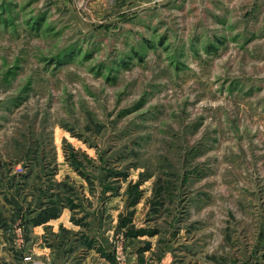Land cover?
<instances>
[{"label": "rangeland", "instance_id": "rangeland-1", "mask_svg": "<svg viewBox=\"0 0 264 264\" xmlns=\"http://www.w3.org/2000/svg\"><path fill=\"white\" fill-rule=\"evenodd\" d=\"M11 224L114 260L264 264V0H0Z\"/></svg>", "mask_w": 264, "mask_h": 264}, {"label": "crops", "instance_id": "crops-1", "mask_svg": "<svg viewBox=\"0 0 264 264\" xmlns=\"http://www.w3.org/2000/svg\"><path fill=\"white\" fill-rule=\"evenodd\" d=\"M7 218L10 220L11 216L7 215ZM52 220L48 223H52ZM12 226L6 228L0 225V261L10 260L14 264H149L148 261L142 263L135 254L131 253L120 263L110 256L112 249L108 248L105 242L101 244L102 240L89 244L77 238L69 240L70 237H66L61 241L60 233L55 242L40 237L30 243V239L26 236V239L20 243L18 238L13 237L14 224ZM43 226L37 225L35 228ZM42 232H38V235L41 236ZM92 237L93 235L88 236L89 239ZM98 245L103 247L100 251H97ZM150 262L158 264L152 260Z\"/></svg>", "mask_w": 264, "mask_h": 264}, {"label": "trees", "instance_id": "trees-1", "mask_svg": "<svg viewBox=\"0 0 264 264\" xmlns=\"http://www.w3.org/2000/svg\"><path fill=\"white\" fill-rule=\"evenodd\" d=\"M74 205V204H73ZM44 206V205H43ZM48 209H50V208H40L39 210H37L36 212H38L37 213V218H38V216L39 215H43L45 212H50L51 214L50 215H45L44 216V220H40V219H35L36 220V222L37 223H39V222H43V221H46V219L48 218V217H52V216H55L56 215V210L55 211H52V210H48ZM58 211V210H57ZM36 212H32L33 214H35ZM30 214V216L31 215H33V214ZM43 213V214H42ZM47 217V218H46ZM27 219V217L25 216L24 217V220H26ZM49 219V218H48ZM32 220H33V218H32ZM138 232H130V234L131 233H137V234H141V233H146L147 231L146 230H143V229H140V230H137ZM132 235H135V234H132ZM87 238H88V236H87ZM89 239V238H88ZM91 240H93V238H91V239H89V240H87V242H89V244H92V242H91Z\"/></svg>", "mask_w": 264, "mask_h": 264}, {"label": "built area", "instance_id": "built-area-1", "mask_svg": "<svg viewBox=\"0 0 264 264\" xmlns=\"http://www.w3.org/2000/svg\"><path fill=\"white\" fill-rule=\"evenodd\" d=\"M146 1L148 3H153L154 4V3H158V2L163 1V0H146ZM18 240H19L20 243H22L24 239H23V237L20 236V238ZM117 260L120 263H122L124 259H123V257L118 256ZM0 264H14V263L12 261H10V260H5V261H0ZM158 264H168V263L166 261H161Z\"/></svg>", "mask_w": 264, "mask_h": 264}]
</instances>
